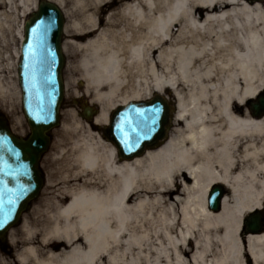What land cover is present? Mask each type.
Returning <instances> with one entry per match:
<instances>
[{"label":"bare ground","instance_id":"obj_1","mask_svg":"<svg viewBox=\"0 0 264 264\" xmlns=\"http://www.w3.org/2000/svg\"><path fill=\"white\" fill-rule=\"evenodd\" d=\"M52 1L69 19L65 32L84 38L64 49L80 51L100 107L93 126H106L114 107L168 90L189 106H178L182 126L159 148L126 162L101 131L63 113L59 186L43 194L39 240L28 228L26 258L1 255L0 264H264V232L242 233L264 205V115L248 105L264 89V0ZM36 7L0 0L8 74L19 60L11 36L23 40L16 24ZM0 101L17 109L2 80ZM216 185L226 190L219 211L208 205Z\"/></svg>","mask_w":264,"mask_h":264},{"label":"water","instance_id":"obj_2","mask_svg":"<svg viewBox=\"0 0 264 264\" xmlns=\"http://www.w3.org/2000/svg\"><path fill=\"white\" fill-rule=\"evenodd\" d=\"M49 21L51 25L46 32L43 28L34 31L38 25H47ZM64 22L62 10L57 5L42 2L25 23L18 75L31 135L26 140L16 137L5 119L0 117V237L19 222L44 185L39 164L49 150V134L60 125L64 101ZM250 105L254 115H264V92L258 102L251 101ZM92 117L90 110L85 111L84 118L91 120ZM170 119V104L156 95L149 101L118 107L104 134L116 145L123 159L133 160L166 139ZM224 196L223 187L216 186L210 193V209L219 211ZM10 199H16L14 206L9 205ZM9 208L11 214L5 219ZM262 222L261 211L252 213L244 221V235L262 233Z\"/></svg>","mask_w":264,"mask_h":264},{"label":"rangeland","instance_id":"obj_3","mask_svg":"<svg viewBox=\"0 0 264 264\" xmlns=\"http://www.w3.org/2000/svg\"><path fill=\"white\" fill-rule=\"evenodd\" d=\"M36 1L38 5L41 1H45V0H36ZM70 1L71 0H66L67 3ZM70 12H72L71 9H70ZM25 20L26 18L23 20L20 19L19 22L16 24V28L19 27L22 23L24 24ZM66 23L67 25L70 23L67 16H66ZM15 33L12 34L11 39H10L11 40L10 41L11 50L13 53L19 52V58H20V47H21L22 41L20 38V34L19 33L15 34ZM82 39L84 38H81L80 40ZM64 40L65 42L66 41L68 42V41H74V40H79V39H77L73 34L66 33ZM69 45L67 46V49L65 51L66 67L64 70V80L66 83V98L64 100L63 107H62L61 126L52 132L51 147L48 153L44 155L41 161V169L43 171V176L45 179V186L42 190L40 197L31 204L30 209L22 216L19 224L10 231L7 237L3 239L4 240L3 242H0V256L7 255L12 258L14 256V258L18 261L21 258L25 259L26 258V253H25L26 240L27 239L29 240V236H28L30 233L29 229L32 230L31 233L33 234V237L31 239V241L33 240L32 243H37L39 240L38 236L40 234V230H37L36 226L38 225V222H39L38 220L40 219L39 210L42 206L43 194L45 192L51 193L54 187L59 186L58 182H53V179H54V174H55L56 163L61 158V151L57 147L59 137H57L56 131L60 130L64 123L65 119H64L63 113L73 112L79 120L91 126L95 132L101 134L96 126H93L92 123H89L88 121L82 118V113H83L82 106L92 105L93 107H96L99 105L92 101L93 99L92 97L94 94L92 91H89V89L87 88L86 80L84 79L83 70L79 62V59H81L80 51L78 49L76 50L75 47L73 48L71 45L70 46ZM18 62L15 61V57H14V62L12 61L13 71L11 74H8L2 68H1L2 70L0 69V80H2L5 83H8V86L13 96L16 98V107H17L15 111H13L12 113H8L7 110H5L6 109L5 103L3 101H0V115H3L7 119L11 129L17 136L26 138L30 135V129L24 117L23 109H22L21 90H20L19 82H18ZM15 77L17 79L16 80L17 88L20 92V97L17 96L18 91H16L14 87L13 79H15ZM178 92L180 94H186L188 93V90L180 88L178 89ZM165 94L168 95L169 100H174V103L175 102L178 103L179 107L187 108L189 106V102L185 100L177 101V99L175 98L173 94V91L168 90L165 92ZM80 100L83 101V104L82 102L81 103L78 102V105H76L75 102L80 101ZM114 109H112L110 113ZM173 110L175 111V108H173ZM181 126L182 125L178 123L173 124L174 129L180 128ZM21 127H23V129H21ZM262 207L264 208V205Z\"/></svg>","mask_w":264,"mask_h":264},{"label":"snow or ice","instance_id":"obj_4","mask_svg":"<svg viewBox=\"0 0 264 264\" xmlns=\"http://www.w3.org/2000/svg\"><path fill=\"white\" fill-rule=\"evenodd\" d=\"M51 25V21L48 22L47 25H44V24H41V25H38L37 26V29H34V31H37L38 29L40 28H43L44 29V32L47 31V28ZM39 118V117H38ZM18 198V197H17ZM9 205H12L14 206L15 203H16V199H10L8 201ZM11 214V208H9L6 212H5V219H7V216Z\"/></svg>","mask_w":264,"mask_h":264},{"label":"flooded vegetation","instance_id":"obj_5","mask_svg":"<svg viewBox=\"0 0 264 264\" xmlns=\"http://www.w3.org/2000/svg\"><path fill=\"white\" fill-rule=\"evenodd\" d=\"M90 33H88L86 36H88ZM90 36V35H89ZM77 39H79L80 40V38H81V36H79V35H77V36H75Z\"/></svg>","mask_w":264,"mask_h":264}]
</instances>
